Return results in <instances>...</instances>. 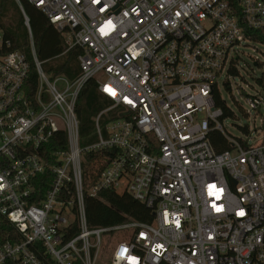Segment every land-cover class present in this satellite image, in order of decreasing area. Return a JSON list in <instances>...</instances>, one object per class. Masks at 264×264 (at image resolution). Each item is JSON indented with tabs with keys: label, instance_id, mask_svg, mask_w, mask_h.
I'll list each match as a JSON object with an SVG mask.
<instances>
[{
	"label": "built area",
	"instance_id": "1",
	"mask_svg": "<svg viewBox=\"0 0 264 264\" xmlns=\"http://www.w3.org/2000/svg\"><path fill=\"white\" fill-rule=\"evenodd\" d=\"M28 1L63 34L64 53L82 48L81 74L49 78L16 0L38 85L30 96L32 62L8 50L0 29V216L11 224L0 264H264V134L231 137L215 104L218 80L236 67L234 47L256 30L264 41V0ZM91 78L112 105L94 118L96 140L81 145L75 108ZM245 98L264 116V96ZM213 130L230 149L215 152ZM60 131L64 147L42 155ZM92 150L115 154L85 188ZM102 190L128 192L153 220L90 226L85 196ZM129 228L130 240L117 241Z\"/></svg>",
	"mask_w": 264,
	"mask_h": 264
},
{
	"label": "trees",
	"instance_id": "2",
	"mask_svg": "<svg viewBox=\"0 0 264 264\" xmlns=\"http://www.w3.org/2000/svg\"><path fill=\"white\" fill-rule=\"evenodd\" d=\"M21 3L29 17L35 51L38 59L42 62L44 71L50 73L52 78L59 75H65L69 80L77 78L81 74L78 56L82 53V48L75 46L64 53L66 46L63 34L48 20L41 10L37 9L28 0H21ZM0 29L4 31L5 37L10 40L8 50H20L32 62V69L25 83L29 95L32 96L38 85V77L32 58L29 30L16 0H0ZM260 33V30L253 31V40L257 41L256 36ZM262 42L264 43V41ZM229 74L236 76L238 74L237 68L232 66L229 69ZM224 86L227 90H231L229 82H224ZM215 104L216 107L223 110V115L220 119L233 115L219 92L215 93ZM111 105L112 101L99 92L96 80L93 78L89 79L79 93L75 108L79 121L81 145L92 143L96 140L93 134L94 118L99 112ZM118 110H112L105 115L102 119V124L105 125L116 118ZM242 129L246 133L249 131L248 126H244ZM58 137L62 140L60 146L55 144V139L57 140ZM209 138L215 152L219 153L230 149L229 142L220 131H211ZM66 142V132L60 131L56 134V138H52L49 144L40 149V153L45 155L43 149L47 146L52 150L62 148ZM114 154L115 150H92L84 154L82 169L85 188H91L96 184L104 165L112 159ZM45 180L46 178L36 186V190L41 194L48 187ZM85 207L89 225L93 227L115 226L131 220L140 222H151L153 220L151 209L134 199L128 192L120 193L115 190H102L97 197L86 194ZM9 230H11V224L6 218L0 216V238H9L7 234Z\"/></svg>",
	"mask_w": 264,
	"mask_h": 264
},
{
	"label": "rangeland",
	"instance_id": "3",
	"mask_svg": "<svg viewBox=\"0 0 264 264\" xmlns=\"http://www.w3.org/2000/svg\"><path fill=\"white\" fill-rule=\"evenodd\" d=\"M231 55L238 74L230 75L226 67L222 77L218 80V87L221 98L231 109L233 115L219 121L224 131L231 137L253 142L264 134V116L251 109L245 94L264 96V43L245 39L234 47ZM47 74L49 78L52 77L50 73ZM224 80L230 81L231 90L225 88ZM202 116L206 117V113L203 112ZM244 126L250 128L251 134H247L242 129ZM133 231L129 228L116 232L117 241L130 240Z\"/></svg>",
	"mask_w": 264,
	"mask_h": 264
}]
</instances>
